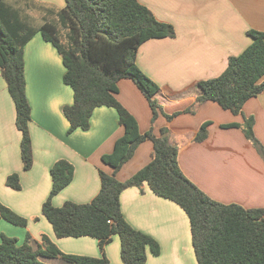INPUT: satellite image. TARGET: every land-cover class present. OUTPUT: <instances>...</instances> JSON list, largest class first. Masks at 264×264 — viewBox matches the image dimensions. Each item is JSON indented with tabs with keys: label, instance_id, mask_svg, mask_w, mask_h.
<instances>
[{
	"label": "crops",
	"instance_id": "crops-1",
	"mask_svg": "<svg viewBox=\"0 0 264 264\" xmlns=\"http://www.w3.org/2000/svg\"><path fill=\"white\" fill-rule=\"evenodd\" d=\"M18 19L39 27L51 7L62 8L64 0H10ZM155 18L171 24L175 36L149 39L136 53L138 68L159 86L157 99L162 113L152 121L145 96L130 79L119 80L117 100L135 117L139 131L158 134L168 129L178 148V164L183 174L212 199L234 203L245 209L264 208V90L248 99L240 114L225 110L214 101L193 106L199 93L197 81L217 77L229 56L240 54L251 42L246 31L264 33V0H138ZM25 92L31 110L29 134L33 164L25 171L20 156L21 133L15 126V107L0 72V203L27 220L24 227L0 219V235L14 237L21 244L30 237L33 249L45 234L62 252L101 257L98 240L92 237L57 238L51 224L41 214L51 178L49 170L58 159L69 161L73 178L52 198L54 206L65 201L89 202L99 191V169L111 171L101 156L113 149L123 134L117 112L97 107L87 130L67 133L63 107L73 101L72 89L63 82L65 68L56 48L35 33L23 47ZM177 113L167 119L165 115ZM252 116L253 132L263 147V155L245 137L241 124ZM207 137L194 140L201 125ZM152 143L141 142L133 156L116 174L128 179L145 166L152 156ZM17 173L20 190L6 186V177ZM121 211L135 229L152 236L160 246L156 256L148 252L145 264H190L189 220L174 202L155 195L146 183L129 187L120 195ZM117 250V255H116ZM117 236L104 246L107 264H122ZM194 253V251H193ZM164 256V257H163ZM195 257V255H194ZM49 264H68L57 258H40ZM162 259V260H161ZM196 261V260H195ZM197 264V263H196Z\"/></svg>",
	"mask_w": 264,
	"mask_h": 264
},
{
	"label": "trees",
	"instance_id": "trees-1",
	"mask_svg": "<svg viewBox=\"0 0 264 264\" xmlns=\"http://www.w3.org/2000/svg\"><path fill=\"white\" fill-rule=\"evenodd\" d=\"M26 0L24 6L30 7ZM31 1V0H30ZM62 8L51 7L39 27L18 19L10 0H0V72L15 107V126L21 133L20 156L25 171L33 164L29 134L31 110L25 92L23 47L35 34L51 43L65 68L63 82L73 91V101L63 107L68 121L67 133L87 130L97 107H111L117 112L123 134L110 153L101 156L111 171L99 169L100 188L86 203L65 201L54 206L52 198L73 178V165L58 159L49 173L51 187L41 206V214L51 224L57 238L92 237L98 240L101 257L62 252L45 234L33 249L30 237L17 243L14 237L0 235V264H49L40 258H61L68 264H107L104 246L113 236L120 244L122 264H145L148 252L160 253L159 243L150 235L133 228L123 217L121 193L129 187L146 183L157 196L178 205L187 215L191 244L197 264H264V208L245 209L240 205L218 202L187 178L178 164V148L171 142L168 129L158 134L141 133L135 117L117 100L118 82L132 80L147 99L152 121L162 113L157 99L159 86L136 65L139 46L149 39L175 36L173 26L159 21L138 0H64ZM250 44L238 55L229 56L224 71L217 77L202 79L193 106L214 101L233 114H240L243 104L264 90V33L246 31ZM177 113L165 115L167 119ZM253 117L243 123L223 124L240 127L245 137L263 155V147L253 132ZM205 122L194 137H207ZM152 143L151 160L128 179L116 174L134 154L137 146ZM6 186L20 190L17 173L6 177ZM24 227L27 220L0 203V219Z\"/></svg>",
	"mask_w": 264,
	"mask_h": 264
},
{
	"label": "rangeland",
	"instance_id": "rangeland-1",
	"mask_svg": "<svg viewBox=\"0 0 264 264\" xmlns=\"http://www.w3.org/2000/svg\"><path fill=\"white\" fill-rule=\"evenodd\" d=\"M116 255H117V250H116ZM164 257V256H163ZM187 260H189L190 264H196L195 261V257H194V253L193 250L191 249V251L189 252V255L186 258ZM162 260V259H161Z\"/></svg>",
	"mask_w": 264,
	"mask_h": 264
}]
</instances>
